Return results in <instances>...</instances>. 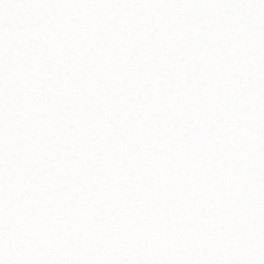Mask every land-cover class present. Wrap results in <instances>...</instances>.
I'll return each mask as SVG.
<instances>
[{"label":"snow or ice","instance_id":"1","mask_svg":"<svg viewBox=\"0 0 264 264\" xmlns=\"http://www.w3.org/2000/svg\"><path fill=\"white\" fill-rule=\"evenodd\" d=\"M0 264H264V0H0Z\"/></svg>","mask_w":264,"mask_h":264}]
</instances>
